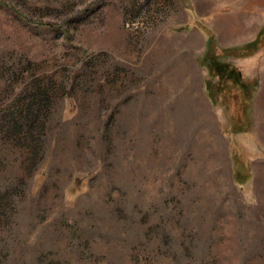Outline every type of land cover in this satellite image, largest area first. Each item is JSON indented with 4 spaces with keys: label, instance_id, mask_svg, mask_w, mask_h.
<instances>
[{
    "label": "rangeland",
    "instance_id": "374dc122",
    "mask_svg": "<svg viewBox=\"0 0 264 264\" xmlns=\"http://www.w3.org/2000/svg\"><path fill=\"white\" fill-rule=\"evenodd\" d=\"M264 0H0V264H264V47L251 132L196 58ZM236 156L249 178L237 184Z\"/></svg>",
    "mask_w": 264,
    "mask_h": 264
},
{
    "label": "trees",
    "instance_id": "16d2710c",
    "mask_svg": "<svg viewBox=\"0 0 264 264\" xmlns=\"http://www.w3.org/2000/svg\"><path fill=\"white\" fill-rule=\"evenodd\" d=\"M188 13L194 19L188 24L176 26L173 30L190 31L196 27L204 36L205 48L196 60L205 72L202 89L206 98L213 106L224 105L226 109L233 107L236 119L231 123L232 133L251 132L254 80L242 73L229 58L248 57L264 47V23L253 39L240 45L224 46L217 42L214 31L196 18L192 7ZM233 160L235 163L233 175L239 184L246 181L249 176L242 173L236 156Z\"/></svg>",
    "mask_w": 264,
    "mask_h": 264
}]
</instances>
